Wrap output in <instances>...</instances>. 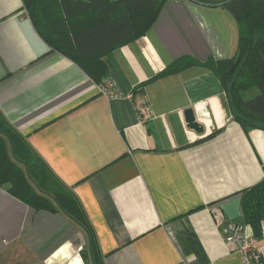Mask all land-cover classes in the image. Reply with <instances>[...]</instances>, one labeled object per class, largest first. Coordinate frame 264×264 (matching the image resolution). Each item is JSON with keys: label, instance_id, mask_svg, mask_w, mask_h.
<instances>
[{"label": "crops", "instance_id": "obj_1", "mask_svg": "<svg viewBox=\"0 0 264 264\" xmlns=\"http://www.w3.org/2000/svg\"><path fill=\"white\" fill-rule=\"evenodd\" d=\"M238 41L220 5L167 0L144 35L92 63L108 71L97 82L51 50L22 0H0V113L78 199L104 264H242L220 225L257 237L241 194L264 180V130L233 120L214 72ZM200 102L203 133L184 114ZM80 244L87 232L63 211L0 187V264H70Z\"/></svg>", "mask_w": 264, "mask_h": 264}, {"label": "trees", "instance_id": "obj_2", "mask_svg": "<svg viewBox=\"0 0 264 264\" xmlns=\"http://www.w3.org/2000/svg\"><path fill=\"white\" fill-rule=\"evenodd\" d=\"M22 1L25 14L51 50L70 58L100 82L108 77V71L96 68L99 73L94 75L92 63L144 35L167 0ZM198 1L220 5L236 19L237 53L216 62L214 72L226 91L233 120L246 131L264 130V0ZM254 90L257 92L247 97ZM4 186L35 210L63 211L87 232L88 246L81 250L84 263L104 264L78 199L0 113V187ZM241 205L244 223L260 237L264 180L241 194Z\"/></svg>", "mask_w": 264, "mask_h": 264}, {"label": "built area", "instance_id": "obj_3", "mask_svg": "<svg viewBox=\"0 0 264 264\" xmlns=\"http://www.w3.org/2000/svg\"><path fill=\"white\" fill-rule=\"evenodd\" d=\"M104 94H109V89H101ZM110 96H119L118 93ZM194 111L199 114L197 122L204 128L211 127V116L208 112L207 104L200 102L195 106ZM244 226L232 222L222 223L220 231L227 247L239 253L242 258V264H264V220L261 222V235L259 238L248 236L244 231Z\"/></svg>", "mask_w": 264, "mask_h": 264}, {"label": "water", "instance_id": "obj_4", "mask_svg": "<svg viewBox=\"0 0 264 264\" xmlns=\"http://www.w3.org/2000/svg\"><path fill=\"white\" fill-rule=\"evenodd\" d=\"M193 2H198L197 0H190ZM185 119L188 124V127L198 133L204 132V127L196 121V115L194 109L190 108L185 110Z\"/></svg>", "mask_w": 264, "mask_h": 264}, {"label": "rangeland", "instance_id": "obj_5", "mask_svg": "<svg viewBox=\"0 0 264 264\" xmlns=\"http://www.w3.org/2000/svg\"><path fill=\"white\" fill-rule=\"evenodd\" d=\"M257 92V90H254L253 92H251L250 94H247V97L255 94ZM83 249L82 245L80 244L78 247H74L73 250H74V253L78 254L81 259H82V256H81V250ZM78 259L79 261H81L82 264H85L83 259Z\"/></svg>", "mask_w": 264, "mask_h": 264}, {"label": "bare ground", "instance_id": "obj_6", "mask_svg": "<svg viewBox=\"0 0 264 264\" xmlns=\"http://www.w3.org/2000/svg\"><path fill=\"white\" fill-rule=\"evenodd\" d=\"M70 264H82L79 260H77V261H72Z\"/></svg>", "mask_w": 264, "mask_h": 264}]
</instances>
